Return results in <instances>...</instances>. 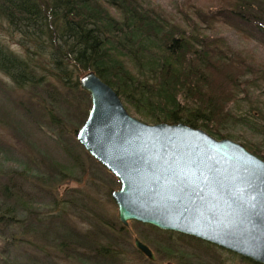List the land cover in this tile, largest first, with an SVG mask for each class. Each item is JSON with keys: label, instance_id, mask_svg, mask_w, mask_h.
Returning <instances> with one entry per match:
<instances>
[{"label": "trees", "instance_id": "trees-1", "mask_svg": "<svg viewBox=\"0 0 264 264\" xmlns=\"http://www.w3.org/2000/svg\"><path fill=\"white\" fill-rule=\"evenodd\" d=\"M177 3L178 17L160 5L146 6L142 0H0V16L7 21L13 37L18 36L16 43L20 48L15 50L0 40V72L11 79L13 89L26 90L39 100L37 105L30 99H14L16 107L26 117L41 120L45 131L56 137L76 161L72 146L64 140L68 135L66 128L75 120L76 127L71 131L76 138L77 130L88 117L91 96L81 88L80 79L93 71L117 91L132 114L145 121L182 122L217 139L237 140L232 128L247 116L239 114L235 105L241 99L253 100V89L264 79V58L235 47L220 33V24H231L244 35V26L253 23L261 31L264 45V26L258 20L255 22L259 17L264 19V0H204L200 5L196 0H177ZM57 101L61 106L56 103L58 113H55L49 105ZM256 103L260 106L250 109L249 114L259 118L264 126V101ZM0 117L8 125L12 120L5 105L0 106ZM240 143L264 159L257 145L249 141ZM47 167L43 175L47 185H56L64 176L74 174L72 166L52 159ZM9 191L6 186L3 194L19 201L17 193ZM109 195L114 199L112 190ZM14 206L5 210H14ZM55 218L52 214L39 219L42 223ZM60 220L64 222L62 217ZM108 220L102 219L114 230L109 233H129L119 218L117 222ZM135 222L156 233L151 241L146 239L153 247L177 236L179 241L201 249H222L191 235ZM97 232H102V228L84 236L88 246L78 241L82 244L67 247L65 242L73 241L78 234L68 231L63 235L66 240L61 242L63 251L82 263L88 257L116 263L118 255L112 239L101 246ZM166 247L169 254L173 253L172 245ZM84 248L88 249L86 253Z\"/></svg>", "mask_w": 264, "mask_h": 264}, {"label": "rangeland", "instance_id": "rangeland-1", "mask_svg": "<svg viewBox=\"0 0 264 264\" xmlns=\"http://www.w3.org/2000/svg\"><path fill=\"white\" fill-rule=\"evenodd\" d=\"M196 1L198 5L204 2ZM142 2L149 7L160 5L176 17L180 13L177 0ZM256 21L264 26L263 18L259 17L255 19ZM244 28L243 35L231 24L221 23L220 33L226 35L235 47L263 59L261 31L253 23L245 25ZM16 38L18 36L13 37L7 21L0 16V40L20 51ZM9 87L11 79L0 72V106L5 105L10 117L12 116L9 125L7 122L3 123L4 120L2 121L0 117V204L3 206L0 208V264H254L244 261L240 255H235L237 253L231 254L224 248L201 249L179 241L177 236H174L173 241L165 238L166 242L160 241L153 247L147 240L156 237V233L135 221H130L128 226L120 221L128 227V234L109 233L113 229L103 221L108 218L110 222H117L119 218L117 203L109 195L110 190L113 192L120 188L119 179L77 144V133L76 138L72 134V128L76 127L75 120L71 127H68L70 130L66 128L68 140L66 137L64 140L72 146L76 161L58 144L56 137L45 131L41 120L38 122L35 116L26 117V113L16 107L14 99L18 101L30 99L37 105L39 100L29 96L26 90ZM57 90L60 92L62 90L58 84ZM253 90V100L241 99L235 105L238 113L247 116V119L232 128V133L238 137H235L237 140H232L239 143L249 141L264 153V126L259 118L249 114L250 109L260 106L256 105L257 101H264V79H261ZM256 95L259 96L254 99ZM56 103L61 106V102L57 101L49 107L58 113ZM128 112L144 122L151 123L135 116L129 110ZM48 158L72 166L74 174L64 176V180L56 185L45 184L48 182L44 180L43 175L48 170ZM6 186L7 191L17 193L19 201L14 196L3 194ZM10 205H15V209L6 211L5 208ZM52 214L56 217L55 220H45L41 223L40 219L44 220L46 216ZM98 228L100 230L102 228V232L95 234L100 241L99 245H107L112 239L114 251H117L118 255L116 263L107 259L98 260L95 257H88L82 263L74 255L69 256L63 251L61 242L66 240L63 235L68 231L74 230L78 234L73 241L65 242L67 247L82 242V245L88 246L86 243L88 239L84 236ZM44 232L47 234H43ZM142 232L148 234V237ZM135 238H139L152 248L156 255L155 260L149 259L137 250ZM168 245H172L173 253L167 252ZM86 250L88 251L87 248ZM86 250L84 248L85 253Z\"/></svg>", "mask_w": 264, "mask_h": 264}, {"label": "water", "instance_id": "water-1", "mask_svg": "<svg viewBox=\"0 0 264 264\" xmlns=\"http://www.w3.org/2000/svg\"><path fill=\"white\" fill-rule=\"evenodd\" d=\"M92 106L78 141L120 181V221L191 235L264 264V159L185 123L131 115L95 72L80 79ZM136 247L155 260L139 238Z\"/></svg>", "mask_w": 264, "mask_h": 264}]
</instances>
